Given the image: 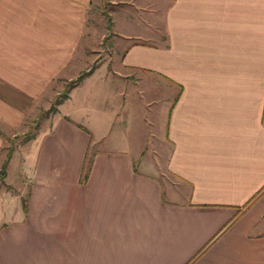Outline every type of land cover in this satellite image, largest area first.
Segmentation results:
<instances>
[{
    "label": "crops",
    "instance_id": "1",
    "mask_svg": "<svg viewBox=\"0 0 264 264\" xmlns=\"http://www.w3.org/2000/svg\"><path fill=\"white\" fill-rule=\"evenodd\" d=\"M105 1L120 53L30 142L26 213L0 229V264L19 247L28 264H264V0ZM91 5L0 0L1 122L90 68ZM96 75L106 96L87 102Z\"/></svg>",
    "mask_w": 264,
    "mask_h": 264
},
{
    "label": "rangeland",
    "instance_id": "2",
    "mask_svg": "<svg viewBox=\"0 0 264 264\" xmlns=\"http://www.w3.org/2000/svg\"><path fill=\"white\" fill-rule=\"evenodd\" d=\"M109 8L105 0H92V5L87 10L86 35H90V38L82 39L80 46L85 47L88 51L85 52L82 58L79 56V61L84 60L89 67L95 65L100 59L108 58V56L112 59L114 56L112 48L116 49L115 55L120 53V45L114 44V39L107 28ZM89 48L94 49V52H91ZM81 72L83 70L75 72L71 77L63 75L64 77L55 76L52 78L42 94L40 93L31 103L25 104V106L28 105L27 109L17 125L8 126V124L0 121V229L3 225L5 226L4 223L7 221L19 218L26 213V210L25 212L22 210L21 204H25V206L27 204L30 168L26 157L30 142L32 139L39 137V133L50 127L51 116L54 113H51L50 109L57 107L54 103L56 99L70 86L71 80ZM70 73L73 74L74 72L66 74L70 75ZM90 80V82L83 83L79 87L78 94L87 102L99 103V98L101 102L106 96L105 93H95L96 95L91 93L97 90L99 86L98 75ZM99 95L102 97H99ZM7 155H9V158L2 173V164ZM156 169L160 171L161 167L157 166ZM19 208H21L22 214H20L21 211L18 212ZM27 255L28 247H19L13 264H28Z\"/></svg>",
    "mask_w": 264,
    "mask_h": 264
},
{
    "label": "trees",
    "instance_id": "3",
    "mask_svg": "<svg viewBox=\"0 0 264 264\" xmlns=\"http://www.w3.org/2000/svg\"><path fill=\"white\" fill-rule=\"evenodd\" d=\"M90 70H91V67H90L89 69L84 70L83 72L79 73V74L76 76V78H74L73 80H71V82H70V86L67 87V89H66L65 91H63L62 94H60L59 98L56 99V101H55L54 103L57 105V104H59L64 98H66V97H67V93H68V91H69L72 87H74L75 85H77V84L82 80V78H83L84 76H86V75L90 72ZM51 110H52V111H51ZM55 111H56V108H55V107H53V108L50 109V112H51V113H53V112H55ZM8 158H9V155L6 156V158H5V160H4L3 164H2V170H1L2 173H3V170H4V167H5L6 163H7V161H8ZM89 165H90V158H86V159H84V164H83V166H82V175H83V176H85V175L87 174V171H88ZM21 207H22V210L25 212V210H26V206H25V204H21Z\"/></svg>",
    "mask_w": 264,
    "mask_h": 264
}]
</instances>
